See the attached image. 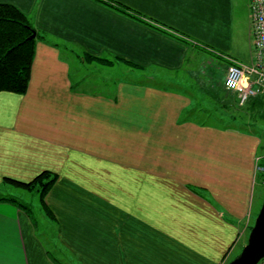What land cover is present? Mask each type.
<instances>
[{"label":"crops","instance_id":"1","mask_svg":"<svg viewBox=\"0 0 264 264\" xmlns=\"http://www.w3.org/2000/svg\"><path fill=\"white\" fill-rule=\"evenodd\" d=\"M250 2L0 0L40 37L26 94L0 92V264H53L2 201L5 179L44 171L59 175L46 203L80 264L241 253L261 199L264 95L240 108L224 79L230 59L254 61Z\"/></svg>","mask_w":264,"mask_h":264},{"label":"trees","instance_id":"2","mask_svg":"<svg viewBox=\"0 0 264 264\" xmlns=\"http://www.w3.org/2000/svg\"><path fill=\"white\" fill-rule=\"evenodd\" d=\"M39 38L28 18L19 9L13 5L0 4V92L26 94ZM58 179V174L44 171L30 182L15 179H5V182L26 191L38 189L41 201L45 203L46 196ZM2 201L17 205L14 199Z\"/></svg>","mask_w":264,"mask_h":264},{"label":"rangeland","instance_id":"3","mask_svg":"<svg viewBox=\"0 0 264 264\" xmlns=\"http://www.w3.org/2000/svg\"><path fill=\"white\" fill-rule=\"evenodd\" d=\"M72 52L74 54H77L80 59H85L84 55L81 54L78 50H72ZM104 62H108V63L105 64ZM228 63L230 65V62H228ZM101 64L112 65L110 67V69H112L111 71H113L114 73H123V72H125L126 69H129L127 66H125L121 63H118L115 60H110V59L101 60L100 63L99 62L96 63V67H98V69H99L101 67ZM229 65L227 66L226 76L228 73ZM93 66L95 67V63H93ZM157 70H156V72H157ZM129 71H130V69H129ZM145 71H143V72L140 71L138 73H147ZM159 71H161V70L159 69ZM226 76H225V78H226ZM224 84H225V82H224ZM224 87H225V85H224ZM226 91L232 92V91L227 90V89H226ZM238 106L240 108L246 107V106H241V104L239 102V98H238ZM214 108H216V107H214ZM233 126H234V128H238V125H236V124H234ZM259 129H262V128H259ZM263 132H264V130H263ZM260 133H261V131H260ZM259 162L262 164L264 162V158H260ZM61 187L63 188V186H61ZM67 189H68V187L66 188V190ZM256 189H257L258 194L261 193L260 194L261 199L259 201L258 207L255 210L254 221H253V224L251 225V227L254 225L255 219H256V217L260 211V208L264 202V183L261 181V179L258 182ZM3 192H4V195H9L12 198H14V200L17 201V205L22 210V212L30 219V222H31V224L34 228V231H35L36 240L38 241L39 245L44 249L48 259L53 264H80L78 262V260L74 257V253L71 251L70 247L66 244V242H63V241L58 239V234H59L58 229L60 227V223H59L58 219L55 218V216H54L55 212H53L49 208L48 202L42 203L41 194L38 191V189L33 190V191H26L25 189L16 187L12 184L4 183L3 184ZM77 197L78 198H86V196H83L81 194H77ZM45 201H46V199H45ZM251 227H249V229ZM249 234H250V231L248 230V235ZM248 235H247V237H248Z\"/></svg>","mask_w":264,"mask_h":264},{"label":"built area","instance_id":"4","mask_svg":"<svg viewBox=\"0 0 264 264\" xmlns=\"http://www.w3.org/2000/svg\"><path fill=\"white\" fill-rule=\"evenodd\" d=\"M252 28L254 35V61L243 65L230 59L225 88L237 94L241 106L264 95V0H251ZM257 173L264 183V163H257Z\"/></svg>","mask_w":264,"mask_h":264},{"label":"water","instance_id":"5","mask_svg":"<svg viewBox=\"0 0 264 264\" xmlns=\"http://www.w3.org/2000/svg\"><path fill=\"white\" fill-rule=\"evenodd\" d=\"M264 260V202L241 253L229 264H260Z\"/></svg>","mask_w":264,"mask_h":264}]
</instances>
